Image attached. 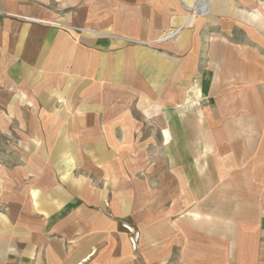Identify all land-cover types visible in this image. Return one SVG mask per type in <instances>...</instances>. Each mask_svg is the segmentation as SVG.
Returning a JSON list of instances; mask_svg holds the SVG:
<instances>
[{
  "label": "crops",
  "instance_id": "obj_1",
  "mask_svg": "<svg viewBox=\"0 0 264 264\" xmlns=\"http://www.w3.org/2000/svg\"><path fill=\"white\" fill-rule=\"evenodd\" d=\"M0 49L56 113L0 264H264V0H0Z\"/></svg>",
  "mask_w": 264,
  "mask_h": 264
},
{
  "label": "rangeland",
  "instance_id": "obj_2",
  "mask_svg": "<svg viewBox=\"0 0 264 264\" xmlns=\"http://www.w3.org/2000/svg\"><path fill=\"white\" fill-rule=\"evenodd\" d=\"M2 56L0 49V218L7 217L8 213L15 212L18 207H26L28 203L23 202L24 197L38 194L39 189L34 185L40 182L39 172L44 158L40 150L42 148L44 153V148L55 142L52 139L55 125L47 123V115H50L47 112L56 114L55 111L40 107L41 92L50 87V83L41 80L45 77L14 74V71H19L14 68L18 61H8ZM132 114L136 115V112ZM63 126L65 125L61 124L60 128ZM66 126L69 127L70 124ZM71 128L72 125L70 130ZM145 136L150 138L151 134L145 133ZM124 142L132 153L136 152L137 147H144L150 153L152 147L161 146L160 141L151 139ZM133 156L131 158L134 159ZM148 158L151 156H145L146 160ZM70 159L68 156L60 164L63 175L68 173V167L64 164L70 162ZM136 173L134 169L130 171V178L135 179ZM63 175L59 179L65 180Z\"/></svg>",
  "mask_w": 264,
  "mask_h": 264
},
{
  "label": "built area",
  "instance_id": "obj_3",
  "mask_svg": "<svg viewBox=\"0 0 264 264\" xmlns=\"http://www.w3.org/2000/svg\"><path fill=\"white\" fill-rule=\"evenodd\" d=\"M166 37H168V35Z\"/></svg>",
  "mask_w": 264,
  "mask_h": 264
},
{
  "label": "bare ground",
  "instance_id": "obj_4",
  "mask_svg": "<svg viewBox=\"0 0 264 264\" xmlns=\"http://www.w3.org/2000/svg\"><path fill=\"white\" fill-rule=\"evenodd\" d=\"M191 16V15H190Z\"/></svg>",
  "mask_w": 264,
  "mask_h": 264
}]
</instances>
